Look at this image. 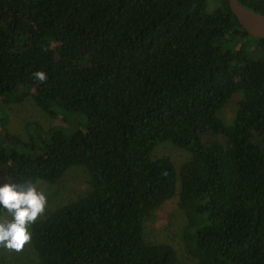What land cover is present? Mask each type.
Here are the masks:
<instances>
[{"label":"trees","instance_id":"obj_1","mask_svg":"<svg viewBox=\"0 0 264 264\" xmlns=\"http://www.w3.org/2000/svg\"><path fill=\"white\" fill-rule=\"evenodd\" d=\"M29 100L48 121L13 133ZM39 180L45 210L0 264H264V37L229 0H0V183ZM172 202L187 260L146 236Z\"/></svg>","mask_w":264,"mask_h":264},{"label":"rangeland","instance_id":"obj_2","mask_svg":"<svg viewBox=\"0 0 264 264\" xmlns=\"http://www.w3.org/2000/svg\"><path fill=\"white\" fill-rule=\"evenodd\" d=\"M239 98V95L236 96L224 109L223 113L226 118L231 119L234 115ZM10 110L12 111V114L9 121V129H11L13 133L25 131V128H23V126L26 122L32 120L33 118H39L42 121H48V118L44 116L45 113L41 109L37 108L30 100L20 105H14L13 108H10ZM63 113L67 114L68 118L73 116L75 124H79V122L76 120L78 116L77 114L69 113L67 111H63ZM81 115L85 118L83 114ZM58 122H61V120H59ZM156 154L158 156L171 155L178 165H181L185 160L188 159V153L186 151L178 149L170 143H163L159 145L156 149ZM77 168L79 167L72 168V170H75ZM80 173L81 175L85 174L82 170L80 171ZM47 184L49 183L44 180H39L34 185L40 192L46 194L50 189ZM168 209L170 211L168 210L167 213H164V211H159L148 220L146 226V236L151 240L160 239L173 242L179 248L183 259L187 260L188 256L183 251V244L181 239L182 230L185 226V216L174 202L169 205ZM10 219L11 217L9 216V214H7L0 219V222Z\"/></svg>","mask_w":264,"mask_h":264},{"label":"clouds","instance_id":"obj_3","mask_svg":"<svg viewBox=\"0 0 264 264\" xmlns=\"http://www.w3.org/2000/svg\"><path fill=\"white\" fill-rule=\"evenodd\" d=\"M33 75L41 81L46 79L42 71ZM46 204V195L31 182L0 183V210L11 217L0 222V246L20 251L30 241L29 227L44 212Z\"/></svg>","mask_w":264,"mask_h":264},{"label":"water","instance_id":"obj_4","mask_svg":"<svg viewBox=\"0 0 264 264\" xmlns=\"http://www.w3.org/2000/svg\"><path fill=\"white\" fill-rule=\"evenodd\" d=\"M240 24L252 35L264 37V13L245 6L240 0H229Z\"/></svg>","mask_w":264,"mask_h":264}]
</instances>
